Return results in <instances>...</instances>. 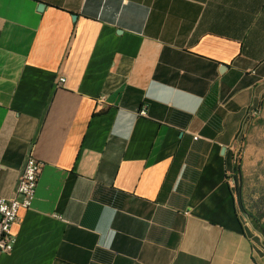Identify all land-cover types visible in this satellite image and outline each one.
Returning a JSON list of instances; mask_svg holds the SVG:
<instances>
[{"label":"crops","instance_id":"0c3cea01","mask_svg":"<svg viewBox=\"0 0 264 264\" xmlns=\"http://www.w3.org/2000/svg\"><path fill=\"white\" fill-rule=\"evenodd\" d=\"M263 115L264 0H0V197L44 163L0 264H264L229 178Z\"/></svg>","mask_w":264,"mask_h":264},{"label":"built area","instance_id":"2783aa9c","mask_svg":"<svg viewBox=\"0 0 264 264\" xmlns=\"http://www.w3.org/2000/svg\"><path fill=\"white\" fill-rule=\"evenodd\" d=\"M66 81L64 77L60 78L59 84ZM140 115L147 116L148 110L143 107ZM262 114L260 106H256L249 111L250 118H259ZM198 136H195L197 138ZM233 162L239 160L238 154H242L243 143L236 148L232 147ZM44 163L39 160L33 153L26 159L25 167L18 182L16 195L12 198L0 197V256L5 253H10L17 240L16 234L12 231V227L20 220V211L31 207L35 198L36 187L39 176ZM229 176L231 183L234 185L235 181L233 175Z\"/></svg>","mask_w":264,"mask_h":264},{"label":"rangeland","instance_id":"374dc122","mask_svg":"<svg viewBox=\"0 0 264 264\" xmlns=\"http://www.w3.org/2000/svg\"><path fill=\"white\" fill-rule=\"evenodd\" d=\"M261 116L262 114L259 118ZM252 135L248 141L242 136L239 137L235 145L238 148L243 143L242 154L238 156L244 172L243 202L250 215L238 203L237 206L244 226L254 229L259 227L254 218L264 226V117Z\"/></svg>","mask_w":264,"mask_h":264},{"label":"trees","instance_id":"16d2710c","mask_svg":"<svg viewBox=\"0 0 264 264\" xmlns=\"http://www.w3.org/2000/svg\"><path fill=\"white\" fill-rule=\"evenodd\" d=\"M232 174L234 178V190L236 193L237 203L241 206V208L244 210V212L248 215L249 212L245 208V204L243 202V181H244V172L242 163L240 160L233 162L232 164ZM250 215V214H249ZM255 221L259 224V227L262 229L264 233V226L257 218H254Z\"/></svg>","mask_w":264,"mask_h":264},{"label":"water","instance_id":"95a60500","mask_svg":"<svg viewBox=\"0 0 264 264\" xmlns=\"http://www.w3.org/2000/svg\"><path fill=\"white\" fill-rule=\"evenodd\" d=\"M41 6H42V4H41Z\"/></svg>","mask_w":264,"mask_h":264}]
</instances>
